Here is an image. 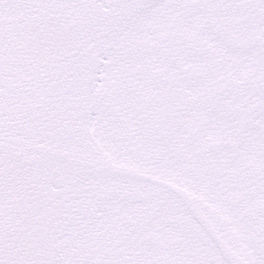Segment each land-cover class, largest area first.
<instances>
[{"label": "snow or ice", "instance_id": "snow-or-ice-1", "mask_svg": "<svg viewBox=\"0 0 264 264\" xmlns=\"http://www.w3.org/2000/svg\"><path fill=\"white\" fill-rule=\"evenodd\" d=\"M0 264H264V0H0Z\"/></svg>", "mask_w": 264, "mask_h": 264}]
</instances>
